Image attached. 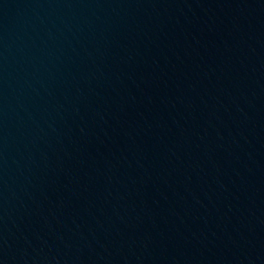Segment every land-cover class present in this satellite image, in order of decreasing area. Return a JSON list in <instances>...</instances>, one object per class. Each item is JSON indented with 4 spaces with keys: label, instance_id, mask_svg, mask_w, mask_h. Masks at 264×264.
Instances as JSON below:
<instances>
[{
    "label": "water",
    "instance_id": "obj_1",
    "mask_svg": "<svg viewBox=\"0 0 264 264\" xmlns=\"http://www.w3.org/2000/svg\"><path fill=\"white\" fill-rule=\"evenodd\" d=\"M129 0H0V247Z\"/></svg>",
    "mask_w": 264,
    "mask_h": 264
}]
</instances>
